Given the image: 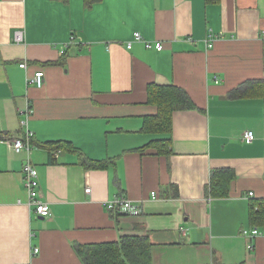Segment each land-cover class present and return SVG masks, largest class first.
Segmentation results:
<instances>
[{
    "label": "crops",
    "instance_id": "crops-1",
    "mask_svg": "<svg viewBox=\"0 0 264 264\" xmlns=\"http://www.w3.org/2000/svg\"><path fill=\"white\" fill-rule=\"evenodd\" d=\"M263 32L264 0H0V264H83L77 246L125 236L153 264H264ZM169 86L193 106L163 118L149 89ZM27 132L45 218L5 141ZM118 197L142 213L109 210Z\"/></svg>",
    "mask_w": 264,
    "mask_h": 264
},
{
    "label": "built area",
    "instance_id": "built-area-1",
    "mask_svg": "<svg viewBox=\"0 0 264 264\" xmlns=\"http://www.w3.org/2000/svg\"><path fill=\"white\" fill-rule=\"evenodd\" d=\"M264 36V32H263ZM134 41L136 42H142L144 43L145 47L147 49H155L157 51H162L164 46L161 42H150L143 38V36L140 33H136L134 36ZM216 36L209 32L207 36V45L208 48H213L214 42H215ZM15 41L17 43L24 42V33L22 31L16 32L15 34ZM76 43V38L73 36L71 38L70 44ZM128 49H131L133 46V42H130L127 44ZM67 46H63L61 49V53H66ZM21 68L26 69L27 64L23 63L20 65ZM44 79H45V73L43 71L36 72L33 76L28 78V84L34 85L39 88L44 86ZM33 112L31 108H27L26 115L27 117L30 116V114ZM23 113V112H22ZM24 125H26V121L23 122ZM34 134L31 132H27L24 137L16 138V139H6L8 145L10 148H12L16 153L18 154H25V161L23 164L22 174H23V184L25 187V190L28 194V203L29 207L34 208V212L39 217H48L51 215V209L47 202L42 200V191H41V185L38 177V172L36 170V167L34 166L32 160H31V154L34 149L32 145V138ZM255 135L253 131H247L244 134V141L251 142L254 139ZM59 154V152L56 154V156ZM92 191L91 188H86L85 192L90 194ZM253 193H250V196H253ZM153 196H156V193H153ZM107 208L111 211L117 212L118 214L126 215V216H138L142 213V207L140 203H136L130 199L118 197L113 199L112 201L107 203ZM242 235L245 238H248L250 240L261 237L263 233L258 229H252V230H244ZM249 250L254 249L253 244H249L248 246ZM39 250L35 249L34 253H38Z\"/></svg>",
    "mask_w": 264,
    "mask_h": 264
},
{
    "label": "trees",
    "instance_id": "trees-1",
    "mask_svg": "<svg viewBox=\"0 0 264 264\" xmlns=\"http://www.w3.org/2000/svg\"><path fill=\"white\" fill-rule=\"evenodd\" d=\"M149 94L150 101L159 105L163 118L175 110L191 109L193 106L187 93L174 86L151 87ZM61 144H46L52 152L53 161L55 154L63 150ZM98 164L93 166L104 168L102 165L97 166ZM218 174L219 172H215V176L213 175L212 187ZM76 252L83 264H153L152 244L147 237L125 236L116 243L80 245L76 247Z\"/></svg>",
    "mask_w": 264,
    "mask_h": 264
}]
</instances>
